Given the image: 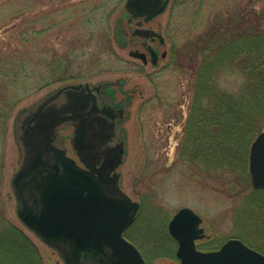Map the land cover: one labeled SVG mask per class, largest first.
<instances>
[{"label": "rangeland", "instance_id": "374dc122", "mask_svg": "<svg viewBox=\"0 0 264 264\" xmlns=\"http://www.w3.org/2000/svg\"><path fill=\"white\" fill-rule=\"evenodd\" d=\"M247 1L171 0L165 13L145 24L161 30L165 39L160 50L165 49L167 57L160 58L154 66L150 62L143 65L132 57L129 52L134 46H123L114 35L115 27L125 19L126 0H0V105L4 102L2 87L12 103L11 90H20L19 75L13 77L12 87L4 73L7 61L16 58L15 51L22 42V36H18L21 30L27 36L35 35L38 46H54L63 51L70 46L69 38L91 36L75 52L71 72L79 78L30 94L14 103L7 117L3 115L5 111L0 112V212L33 243L42 264L64 262L18 218L11 188L21 157L15 126L19 115L48 94L77 82L93 85L112 81L109 86L115 90L116 100L121 101L124 117L117 134L120 129L126 133V156L118 171L122 189L140 203L137 217L125 235L139 248L147 264H181L175 253L176 242L168 236V222L185 206L202 217L201 226L214 246L227 238L239 237L257 250H264V191L259 197L252 196L251 178V187L247 188L249 183L237 173L203 172L178 156L194 93V40L208 29L218 13ZM251 1L257 9L264 6V0ZM89 15L92 20L86 22ZM30 19L34 20L32 24L28 23ZM34 29L45 32L37 35ZM62 37L65 43L59 41ZM94 52L97 56L91 58ZM14 72L19 74L17 69ZM241 80L239 72L227 73L221 76L219 85L236 91ZM59 129L61 138L65 137L67 154L77 158L69 141L73 128L69 125Z\"/></svg>", "mask_w": 264, "mask_h": 264}, {"label": "water", "instance_id": "95a60500", "mask_svg": "<svg viewBox=\"0 0 264 264\" xmlns=\"http://www.w3.org/2000/svg\"><path fill=\"white\" fill-rule=\"evenodd\" d=\"M148 2L126 0L125 7L133 13ZM130 55L146 60L139 50ZM111 83L65 84L17 118L22 156L11 179L16 212L64 264H146L124 236L140 210V203L122 189L117 171L126 156L125 133L117 134L119 121L100 114L115 118L99 108L94 93ZM120 111L123 119L124 109ZM69 121L74 125L72 147L83 165L67 155L59 135ZM248 170L253 188H264V127L250 144ZM201 223L202 217L187 206L168 222L181 264H264V253L239 238H229L215 250L197 249Z\"/></svg>", "mask_w": 264, "mask_h": 264}, {"label": "trees", "instance_id": "16d2710c", "mask_svg": "<svg viewBox=\"0 0 264 264\" xmlns=\"http://www.w3.org/2000/svg\"><path fill=\"white\" fill-rule=\"evenodd\" d=\"M254 3L249 0L245 5L218 13L208 29L194 40V93L178 147L179 158L197 165L201 171L237 173L248 183L249 147L264 127V6L257 9ZM88 20H92L90 15ZM33 31L41 35L45 29ZM20 35L22 42L15 51L16 58L7 61L6 72L1 73L12 87L13 77L20 78V90H11L13 103L2 87L4 102L0 112L5 111V117L14 103L30 94L57 82L79 78L71 72L75 52L91 37L87 34L69 38L70 46L63 51L54 46H38L35 35L27 36L25 30ZM59 41L66 42L63 37ZM90 56L94 58L97 53ZM16 69L19 74L14 72ZM235 72L242 75L238 89L222 88L221 76ZM250 187L249 183L247 188ZM263 191L252 188L249 194L259 197ZM0 264H42L33 243L1 212Z\"/></svg>", "mask_w": 264, "mask_h": 264}, {"label": "flooded vegetation", "instance_id": "af4514ba", "mask_svg": "<svg viewBox=\"0 0 264 264\" xmlns=\"http://www.w3.org/2000/svg\"><path fill=\"white\" fill-rule=\"evenodd\" d=\"M151 1L152 2H148L144 4L141 8L136 9L138 11H134L133 13L128 11L123 16L126 19L125 20L123 18L126 21L127 28H125L124 20L123 22L121 20V23L119 22L120 25L116 27V37H117V41L123 46L131 45V46H134V50H139L145 53V59H146L145 61H143L141 58H137L141 60L143 65H146L148 62H150L154 66H157L160 58L165 59L167 57V51L165 49L163 51L160 50V46L165 45L164 35L161 33V30H155L149 27V25H145V24L151 22L157 16L165 13L170 5L171 0H151ZM160 9L161 11L156 14V12L159 11ZM144 30H147V31H144ZM127 38L129 39L127 40ZM155 44H159V47ZM175 55H176V52H174V56ZM119 83H122V82L120 81ZM94 93L96 94V97L98 99L99 108L103 111H106V113L108 112L112 114L115 118H111L104 112H100V114L106 116L107 119H109L110 121L117 120L120 123L122 120L120 119V116H121L120 110L122 109L121 108L122 104H120L121 101L116 100L115 90H111L110 87L106 86L105 88L101 87L98 92L95 91ZM188 110H190V108H188ZM69 125H71V127L73 128L70 134V137H69V141L72 147L71 139L73 136L74 125L71 123V121L66 122V123L64 122L61 128L68 127ZM63 138L65 139V137ZM63 138L61 139L63 140ZM63 147L66 149V153H67V147L66 145H64V143H63ZM21 156H22V153H21ZM75 159L78 164L83 165V163L79 160L78 157ZM20 160H21V157H20ZM16 205H17V200H16ZM28 230L38 238V236L32 230L30 229ZM170 238L174 240L176 242V245L178 246L177 240L171 236ZM230 238H233V237H230ZM234 238H239V237H234ZM228 239L229 238L224 240L219 246H214L209 235L206 234V231H203V236L195 239V245L197 249L202 250V251L215 250V249L220 248V246L224 242H226ZM177 246H176V249H177Z\"/></svg>", "mask_w": 264, "mask_h": 264}]
</instances>
